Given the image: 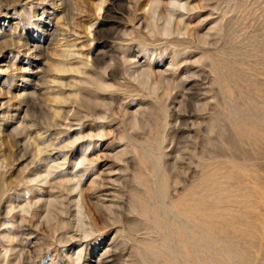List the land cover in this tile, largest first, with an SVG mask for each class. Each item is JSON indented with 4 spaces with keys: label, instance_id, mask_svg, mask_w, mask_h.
<instances>
[{
    "label": "rangeland",
    "instance_id": "1",
    "mask_svg": "<svg viewBox=\"0 0 264 264\" xmlns=\"http://www.w3.org/2000/svg\"><path fill=\"white\" fill-rule=\"evenodd\" d=\"M0 264H264V0H0Z\"/></svg>",
    "mask_w": 264,
    "mask_h": 264
},
{
    "label": "bare ground",
    "instance_id": "2",
    "mask_svg": "<svg viewBox=\"0 0 264 264\" xmlns=\"http://www.w3.org/2000/svg\"><path fill=\"white\" fill-rule=\"evenodd\" d=\"M177 4H178V3H177ZM181 4H184V5H180V4H179V7L181 6L180 8H182V7H183V8L187 7V6L185 5V3H181ZM187 8H188V7H187ZM187 8H186V9H187ZM188 9H189V8H188ZM58 62H59V61H58ZM63 66H64V64H63ZM65 67H67V66H65ZM68 67H70V66H68ZM63 68H64V67H63ZM60 69H61V68H60ZM66 70H67V69H66ZM170 81H171V80H170ZM64 98H65V97H61V96H60L58 99H59L60 102H62V101L64 102ZM66 99H67V98H66ZM56 101H57V99H56ZM91 144H92V142L90 143V145H91ZM91 147H92V146H91ZM97 158H98V157H97ZM87 159H88V158H87ZM85 160H86V159H84V160H82V161H85ZM82 161L79 162V163H80V164H81V163H84V162H82ZM89 161H90V162H93V160H91V159H89ZM78 165H79V164H78ZM51 172H52L51 169L48 170V171H47V176H48L49 174H51ZM47 176H46V177H47ZM43 180H44V179H43ZM45 180H46V179H45ZM70 190H71V189H70ZM70 190H69V191H70Z\"/></svg>",
    "mask_w": 264,
    "mask_h": 264
}]
</instances>
